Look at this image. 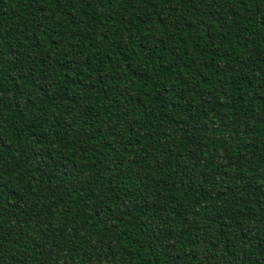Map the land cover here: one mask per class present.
<instances>
[{
	"label": "trees",
	"instance_id": "16d2710c",
	"mask_svg": "<svg viewBox=\"0 0 264 264\" xmlns=\"http://www.w3.org/2000/svg\"><path fill=\"white\" fill-rule=\"evenodd\" d=\"M0 264H264V0H0Z\"/></svg>",
	"mask_w": 264,
	"mask_h": 264
}]
</instances>
